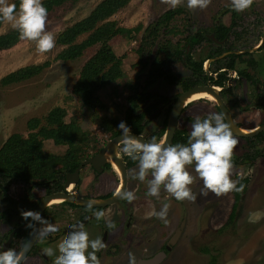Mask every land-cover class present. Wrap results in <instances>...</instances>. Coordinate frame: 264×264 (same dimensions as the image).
Listing matches in <instances>:
<instances>
[{"label":"rangeland","instance_id":"rangeland-1","mask_svg":"<svg viewBox=\"0 0 264 264\" xmlns=\"http://www.w3.org/2000/svg\"><path fill=\"white\" fill-rule=\"evenodd\" d=\"M15 0H13L14 2ZM102 0H79L77 2H67L54 8L48 13L45 29L51 31L55 36V45L47 52L41 53L37 50L34 41L21 39L14 47L0 51V79L7 74L20 68L38 65L49 62V66L41 73L19 83L7 86L0 85V147L4 141L12 134L27 136L26 123L32 118L43 120L50 110L60 107L66 110V121L71 117L81 125L88 134L89 141L82 147L79 156L86 159L99 149H102L111 139L114 129L123 120L128 107L127 98L134 92H141L145 82L147 68L143 70V65H150L155 55L157 46H164L167 51H171L175 44L183 45L181 39L188 33H194L198 29H212L216 21L223 26H230L232 12H236L230 7L229 0H210L207 8L189 9L182 3L175 8L168 6V0H129L125 8L118 11L110 19L115 21L119 27L135 28L139 26L137 32L128 37L117 36L110 41L109 46L113 53L121 59L122 76L115 82L106 86L98 93V103L94 110L83 109L79 100L72 96V87L76 82L83 64L98 50V46L87 49L83 55L68 62L56 61L55 57L61 52L63 47L56 43L57 36L72 24L84 19L93 8ZM181 9L169 25L161 26L157 30L158 37L155 42L148 40L143 42V48L139 50L141 42L144 40L148 30L159 20L161 15L167 10ZM236 27L230 35L227 44L233 42L236 49L248 50L264 34V0H253L252 5L243 12H237ZM13 30L8 22H1L0 35ZM86 38L83 35L77 39L81 42ZM209 51V45L203 44L192 51L195 61L205 57ZM256 56H243L239 61L237 69L245 70L253 74L255 81L260 88H264V49ZM160 57H163L160 54ZM262 62L259 69L256 65L249 69L244 63ZM244 65V66H243ZM171 74L176 78L187 76L188 72L180 62H175L170 66ZM237 89V97L227 99V104L231 109L236 122L243 129H252L264 124V113L252 106L256 103L253 93V85L244 80ZM176 87H168L162 80H156L146 91L150 94H160L172 97ZM216 104L197 100L188 104L180 118V129L190 132L191 120L203 119L209 113L218 112ZM249 107V108H248ZM251 107V108H250ZM163 113L156 119L150 120L146 126L143 136L151 138L155 136L161 126ZM42 123H44L42 121ZM237 138V145L233 150L232 161L234 164L232 179H247L245 190L237 206L235 220L230 225H225L234 202L233 191L216 196L209 193L207 196H200L199 192L202 182L197 180L190 187L197 193L195 201H176L163 190L159 198L146 196L147 180L141 182L132 178L131 169L136 167L134 162L127 167V188L134 191L137 199L128 202L124 199L111 207L125 209L133 212V231H124L122 246L112 247L105 245L100 253V264H128V253L131 252L136 258L144 259L156 254L163 246H169V251L161 264H208L212 257H215L219 264H264V143L248 142ZM120 144L117 148L118 157L126 162H131L126 155L121 153ZM66 148L57 147L50 141L43 144V152L62 156ZM262 153L256 159L245 162L244 155ZM191 167V166H189ZM195 175V173H192ZM89 176L93 174L88 167L82 171L81 184L78 187L82 193H88L92 187L95 193L106 194L114 191L119 183L118 176L110 168L101 174L96 180L95 186L90 185ZM22 187L17 183H12L9 187V197L19 203V195ZM0 192V211L7 207L2 203ZM168 202L169 209L167 223L148 213L155 207L159 210L162 203ZM29 211H32V207ZM62 212L58 207L54 208L49 215H56L47 220L44 225L41 239L42 247H52L55 256H48L50 263H55L59 248L55 238L48 234L58 231L61 227L73 221L72 216L60 215ZM112 211H107L110 215ZM126 213L122 217L126 218ZM117 218L115 214L113 216ZM11 220H0V240L15 226L17 216L12 215ZM93 221L84 229L88 232L89 238L96 232L93 228ZM66 238V236H64ZM118 237H111V242ZM50 239V240H48ZM119 241V240H117ZM168 250V249H167ZM24 264H45L33 253L25 260Z\"/></svg>","mask_w":264,"mask_h":264},{"label":"flooded vegetation","instance_id":"flooded-vegetation-1","mask_svg":"<svg viewBox=\"0 0 264 264\" xmlns=\"http://www.w3.org/2000/svg\"><path fill=\"white\" fill-rule=\"evenodd\" d=\"M231 16H232V19H231L230 26L228 27L223 26L219 22L216 21V24L212 29L201 30L200 28L194 33H188L186 36H184L181 39V42H183V45L180 46L178 44H175L172 47L171 51H167V49L164 46H161V45L157 46L158 47L157 53H156L157 55L154 56L150 65L145 64L142 67L144 70L148 66L147 72L145 75L146 78H145L142 91L136 92V93L140 94V96L142 97L143 96L145 97L138 104V107H140L138 110V113H143L144 115V119H143L144 121L142 123L144 127L140 134H135V135L143 136L146 126L150 123L149 121L158 118L163 113L164 117L161 120V126L159 128V131L163 129L164 134H162V136H160L157 139V141H163L164 139L163 137L166 134L165 132L167 128L169 115H170L171 109L173 105L175 104L176 100L182 93L190 89H194L196 87H212L213 90L219 95L220 99L223 101L225 108L228 110L229 114L231 115L236 125L242 128L236 122L232 112H230L231 109L229 108L226 102H227V99L229 100L231 98L237 97V89L241 85L239 81L244 80L248 84L253 85L252 88H253L254 97L256 98V101H255L256 103H254L252 106H254V108L259 110L260 112L264 113V88H260L258 83L255 81L252 73L250 74L249 72L245 70H242V69L239 70V68L237 69V66L239 65L238 63L239 61H242L243 56H250V55L256 56L257 55L256 53L258 54L262 53V50L264 49V46L262 47L263 42H264V34L256 42V44L252 46V48L248 50L236 49L235 44L233 45L234 41L227 44V41L230 39V35L233 33V30L236 27L235 21L237 17V11L232 12ZM167 25H169V23ZM150 31L148 32V34L146 33V36L144 37V40L141 42L140 47L142 46V44H144L148 40H152L153 42H155L156 38L158 37L159 32L156 31V33L152 35L150 34ZM189 37H191L192 39L188 40ZM203 44L209 45V51L207 52L205 57H203L200 60L195 61L192 57V51L201 47ZM158 49H160V51ZM160 54H162L163 57H160ZM232 55H235L236 58H232L231 57ZM263 60L264 59H262V61ZM154 61H159L160 63H162L161 66H157V69L154 68L152 66V63ZM175 62H180L183 65V67H185V69L188 72L187 76L176 78L173 74H171L170 66ZM190 63L198 64V66L191 67L189 65ZM199 64H200V68H199ZM244 65H246L249 69H252L254 65H256L258 68L257 72L259 73V69L262 65V62L261 61H259L258 63L247 62V63H244ZM156 80H162L163 82L167 84L168 87H174V88L176 87L175 90H177V92L176 93L174 92V95L172 97H166L160 94H150L146 90L149 87H151L152 84ZM190 103H193V102H190ZM214 103L216 104L215 106H216L217 111L220 112L217 106L216 100ZM188 104L185 103L184 107L182 108L181 112L178 115V124L175 129L173 138L171 140V144H176V142H174L173 140H174L175 134L178 131H183V136L186 137L185 143L187 142L189 133L186 131V129H180L179 125H180V118L184 112L185 107ZM147 109L148 111H146ZM193 121L194 120L190 121L191 124ZM262 125L264 124L258 125L257 127L252 128V130L254 131L258 129L259 127H261ZM259 134H264V131L257 133L251 137L241 138V139H244L245 141H248V142H259V141L248 140V139H252L256 137ZM143 137L147 141H151V139L154 136H152L151 138H146L145 136ZM100 150L101 149H99L92 155L87 156L86 159H83L82 162L93 158ZM258 156H263V152L258 153V152L253 151V153L251 154L250 153L245 154L244 155L245 159L243 160L245 162H248L249 160L256 159ZM124 162H125V167L127 170V167H130V166L127 165L128 162H126L125 160ZM133 163L134 162L132 161V164ZM87 167L91 169L93 174L98 175L96 178L94 176H91V177L89 176V178H91L89 181L90 182L89 186H95L96 185L95 180L105 171L109 170L110 168L112 169V166L109 162L101 166L100 171H97L90 164L84 165L79 171L78 181L76 182V184L73 185V190L69 188L67 189L64 187L66 183V176L72 173H65L63 178H59V179L52 178L51 180L45 181V182H42L41 180H34V181H31L30 182L31 184L29 183V185L21 181L11 182L7 188L6 195H2V200H3L2 203L6 201L5 203L7 204V207L2 209V211H0V220L9 221L12 219L11 216L15 215L17 216L16 218L17 221L15 223V226H13V228H11L8 231V233L4 235L2 240H0V250H2L3 245H6L7 242L9 241V244L6 247V249L11 248V249H15L21 252V250L27 243L32 233L34 222L31 221L30 218L28 219L23 218L20 213L22 211H29L31 207H32V211L36 212L40 203L46 197H49L53 194L61 192L64 194H74L77 197L82 198V199L100 201V200H105V199L112 197L114 194L117 193V191H119L120 188L118 190L116 189L117 184H118L117 183L115 190L109 191L106 194H99V193L97 194L95 193V191H92L93 190L92 187L90 188V191H88V193L78 192L79 191L78 187L81 184L82 171L85 170V168ZM117 178H118V181L121 182L120 176H118ZM12 183H17L18 186L22 187V193H20L19 195L18 204L14 202L9 197V195H7L9 187ZM126 188H127V176H126ZM50 201L45 205L43 209L42 219L44 220V222L41 224L40 231L37 235V238L35 242L33 243L32 248L26 254L24 260L21 262V264H24L25 260L29 257V255H32L33 253L35 254V256L39 257L43 261V263L52 264L48 261L50 258L42 252V249L44 247H42V241H40V239H41L44 225L46 224L47 220H49L52 216L53 217L56 216V215H51V216L49 215V213L52 210H54V208L56 207H58V209L61 210L62 213L60 215L65 216L69 214V216L74 217L73 221H70V223L61 227L58 231L53 232V235L48 234L49 237L47 238H51L54 235L60 234L58 238H55L56 239L55 241H57L58 246L65 239L64 236L67 235V232L71 230L69 229L70 226L74 224H83L85 228L88 224H90V222L93 221V225H94L93 228L95 229L96 234L90 239H96L98 237L102 238L105 245L109 244L112 247L122 246L123 241H121L122 237L119 238L120 235L124 231H129V230L133 231V228H135L136 226V224H134L133 222V220L135 221L133 212L130 209H128L129 211H126L125 209H116L115 212L111 209L113 205L121 201V197L114 204L106 206V207H102V208L101 207H84V206H80V205L65 201L64 199L60 204L50 206L49 205ZM97 211L104 212V216L100 220H97L95 218V212ZM107 211H112L113 213H111L110 215H107L106 214ZM125 213L127 215H126V218L123 219L122 217L124 216ZM115 214L117 215V218L113 217ZM29 223L33 225L32 228H29L27 226ZM109 223H111L112 227H108ZM28 230L30 231V233L27 236ZM115 235H117L118 237L117 240L119 241H117L114 238L115 240L111 242V237H114ZM169 248H170L169 246L163 245L156 252V254L159 252H162L166 256L167 252L169 251ZM97 253H100V251H98ZM154 255L150 256V258L153 257ZM97 257L100 258L98 254H97ZM144 259H149V258H144ZM138 260H141V259H138Z\"/></svg>","mask_w":264,"mask_h":264},{"label":"clouds","instance_id":"clouds-1","mask_svg":"<svg viewBox=\"0 0 264 264\" xmlns=\"http://www.w3.org/2000/svg\"><path fill=\"white\" fill-rule=\"evenodd\" d=\"M182 3L189 9L203 10L210 0H168L171 8ZM229 3L233 10L243 12L252 5L253 0H229ZM47 17L48 10L42 0H19L18 4L13 0H0V22H8L21 39L34 41L41 53L55 45L54 34L45 29ZM117 129L121 130V153L136 162V167L130 170L132 178L141 182L147 180L148 197L159 198L163 190L176 201H195L197 193L190 186L197 180L202 182L200 196L209 193L220 196L241 190L237 187L238 181L232 179V156L238 141L223 112H213L203 119H195L190 125L187 142L183 144H166L155 137L145 142L133 135L123 121ZM120 196L128 202L137 199L135 192L130 190H124ZM168 209L169 203L164 202L159 210L152 207L148 215L167 223ZM20 214L25 219L44 222L39 212L22 211ZM103 216V211L95 212L97 220ZM27 226L33 227L31 223ZM108 227H112L111 223ZM69 229L58 246L60 254L56 256L55 264H100L97 252L105 247L102 238L90 239L83 224L71 225ZM42 252L46 256H55L52 247H45ZM21 255V252L11 248L0 250V264H21ZM128 264H137L131 252L128 253Z\"/></svg>","mask_w":264,"mask_h":264},{"label":"trees","instance_id":"trees-1","mask_svg":"<svg viewBox=\"0 0 264 264\" xmlns=\"http://www.w3.org/2000/svg\"><path fill=\"white\" fill-rule=\"evenodd\" d=\"M77 1L79 0H42V3L49 13L64 3ZM14 2L18 4L19 0ZM128 2L129 0H102L84 19L67 27L56 38V43L63 47L55 57L56 61H74L80 58L87 49L98 46V50L81 67L78 78L72 87V96L79 100L81 107L85 110H94L98 103V93L122 76L121 59L113 53L109 43L117 36H130L138 31L139 26L130 29L119 27L110 18L125 8ZM181 12L182 10L179 8L164 12L152 27L150 34H155L159 27L166 26ZM83 35H86V38L77 42V39ZM190 39L192 38L189 37L188 40ZM20 40L18 32L14 29L0 35V51L14 47ZM142 48L143 46L140 47V50ZM158 50L160 51V49ZM231 57L236 58L235 55ZM161 64L159 61H154L152 66L157 69V66H161ZM49 65V62H44L20 68L2 77L0 85L7 86L27 80L41 73ZM189 65L191 67L198 66L194 63ZM144 98L136 92L127 98L128 107L122 121L134 134H140L144 127L142 124L144 115L138 113L140 108L138 104ZM65 118V109L53 108L43 120L32 118L27 121L28 133L26 137L15 133L4 141L0 147L1 195H6L11 182L21 181L28 185L34 180L45 182L52 178H63L65 173H73L77 169L83 161L79 153L90 139L76 120L77 118L73 116L69 121H66ZM162 134H164L163 129L154 137L158 139ZM118 135H121V130L116 127L112 138ZM185 139L183 131H178L173 141L183 144ZM248 140L264 142V134H259ZM45 141L52 142L54 146L66 148L65 154L62 156L45 154L43 152ZM131 164L132 161L127 165L131 166ZM237 181V187H240L241 190L233 191L234 202L226 226L235 220L237 206L247 184V179L238 178ZM29 233L28 230L27 236ZM208 264L219 263L215 257H212Z\"/></svg>","mask_w":264,"mask_h":264},{"label":"water","instance_id":"water-1","mask_svg":"<svg viewBox=\"0 0 264 264\" xmlns=\"http://www.w3.org/2000/svg\"><path fill=\"white\" fill-rule=\"evenodd\" d=\"M202 91L203 92L205 91L214 97L220 112L224 113L226 122L230 125V128H231L234 136L240 137V138H247V137H251L257 133L264 131V125H262L258 129L251 131L249 133L244 132V129H242L236 125V123L232 119L231 115L229 114L228 110L225 108L223 101L220 99L219 95L213 90L212 87H196L194 89H190V90L182 93L178 97V99L176 100L175 104L173 105V107L171 109L170 115H169L167 128H166V132H165L166 134H165V137L163 139V142H165L166 144L171 143L175 129H176L177 124H178V115L181 112L182 108L184 107L186 101L192 95L199 93V92H202ZM133 135H135V134H133ZM135 136H137L138 138H140L141 140H143L145 142H149L142 135H135ZM120 144H122L121 135L113 137L93 158L82 162L77 167V169L74 171V173L68 174L66 176V183L64 186L65 188L68 189L71 185L76 184V182L78 181L79 171L86 164H90L97 171H100L101 166H103L105 163L109 162L111 164L113 162L117 166V168L120 172L121 185H122L121 189L116 194H114L112 197L105 199V200L94 201V200L79 198L74 194H64V193L60 192V193L53 194V195L43 199V201L40 203L36 212H39L41 217H42V212H43L45 205L51 199H54V198H61V199H64L65 201H68V202H71V203H74V204H77L80 206H84V207H101L102 208V207H106V206L112 205L115 202H117L118 199L121 197L120 193H122L124 190H126V176H127L126 175L127 170L125 167V162L122 158L118 157L117 148ZM33 222H34V227H33L32 233H31L27 243L25 244V246L21 250V253H22L21 262L24 260L26 254L32 248V245L35 242L37 235L40 231V227H41L42 223H39L36 221H33ZM8 244H9V241L7 242L6 245H3L2 250H5L6 247L8 246ZM164 257H165V254L162 252H159L149 259L138 260L137 264H160L163 261Z\"/></svg>","mask_w":264,"mask_h":264},{"label":"bare ground","instance_id":"bare-ground-1","mask_svg":"<svg viewBox=\"0 0 264 264\" xmlns=\"http://www.w3.org/2000/svg\"><path fill=\"white\" fill-rule=\"evenodd\" d=\"M217 91V90H216ZM201 99H203V100H206V101H209V102H212V103H214L215 102V99H214V97L211 95V94H209V93H207V92H199V93H196V94H194V95H192L187 101H186V104H188V103H190V102H193V101H197V100H201ZM251 131H253L252 129H244V132H246V133H249V132H251ZM165 137V136H164ZM163 137V138H164ZM162 138V139H163ZM111 166H112V169H113V171H114V173L117 175V176H120V172H119V170H118V168H117V166L112 162L111 163ZM121 182H119L118 184H117V190L120 188L121 189ZM69 189H72L73 190V185H71L70 187H69ZM119 189V190H120ZM118 192V191H117ZM63 201V199H61V198H56V199H53V200H51L50 201V203H49V205L51 206V205H57V204H60L61 202Z\"/></svg>","mask_w":264,"mask_h":264}]
</instances>
